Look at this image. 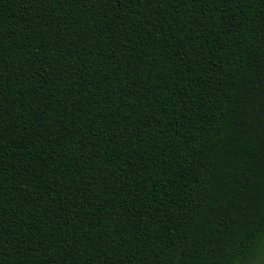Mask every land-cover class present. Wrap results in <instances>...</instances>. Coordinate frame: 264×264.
Wrapping results in <instances>:
<instances>
[{
    "label": "trees",
    "instance_id": "1",
    "mask_svg": "<svg viewBox=\"0 0 264 264\" xmlns=\"http://www.w3.org/2000/svg\"><path fill=\"white\" fill-rule=\"evenodd\" d=\"M262 260L264 0H0V264Z\"/></svg>",
    "mask_w": 264,
    "mask_h": 264
},
{
    "label": "snow or ice",
    "instance_id": "2",
    "mask_svg": "<svg viewBox=\"0 0 264 264\" xmlns=\"http://www.w3.org/2000/svg\"><path fill=\"white\" fill-rule=\"evenodd\" d=\"M234 196L231 193H225L224 196V208L231 210L232 207H234ZM223 219V215H220L218 217V220H222ZM219 238L217 237L216 233H212V238H210L209 240V246H219ZM262 264H264V260H262Z\"/></svg>",
    "mask_w": 264,
    "mask_h": 264
}]
</instances>
